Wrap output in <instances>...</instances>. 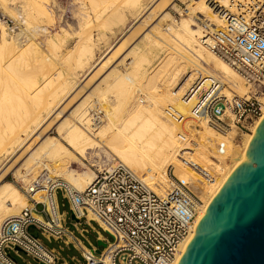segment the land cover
Segmentation results:
<instances>
[{
  "label": "bare ground",
  "instance_id": "bare-ground-1",
  "mask_svg": "<svg viewBox=\"0 0 264 264\" xmlns=\"http://www.w3.org/2000/svg\"><path fill=\"white\" fill-rule=\"evenodd\" d=\"M181 1L187 4L185 14L176 0H71L76 28L67 25L69 19L64 25L72 33L59 23L60 30L52 34L56 9L51 0H0V12L13 23L8 27L0 19V225L29 205L21 189L6 178L9 173L25 188L44 171L82 191L95 176L84 160L101 166L123 163L164 196L173 167L174 176L187 180L202 201L193 231L179 246L178 263L264 116L263 107L246 130L231 125L225 132L205 118L188 117L183 95L200 74L221 79L227 96H244L252 89L212 52L207 38L222 27L220 8L244 0ZM62 12L56 14L59 21ZM153 18L156 23L121 57ZM120 33L124 39L113 46L111 40ZM71 34L68 44L65 38ZM113 61H118L115 67L100 79ZM122 65L124 70L119 69ZM98 108L102 116L93 124L91 116ZM169 108L183 119H174ZM183 136L211 180L181 163ZM74 163L82 166L74 168Z\"/></svg>",
  "mask_w": 264,
  "mask_h": 264
},
{
  "label": "built area",
  "instance_id": "built-area-1",
  "mask_svg": "<svg viewBox=\"0 0 264 264\" xmlns=\"http://www.w3.org/2000/svg\"><path fill=\"white\" fill-rule=\"evenodd\" d=\"M185 8L184 5V13ZM220 10L222 27L207 36L209 48L234 68L252 91L244 96H227L221 79L200 74L183 100L192 120L205 118L220 132L231 125L246 130L262 115L264 107V0L231 1L229 8ZM0 19L8 27L13 26L1 12ZM169 114L183 119L172 108ZM101 116L98 108L91 116L92 123ZM182 141L186 144L179 153L181 163L202 179L211 180L210 172L192 157L191 141L186 136ZM173 171L170 167L171 181L164 196L155 194L123 163L95 169L94 178L82 191L42 172L25 188L29 205L0 225V264H18L13 254L20 256L21 252L40 264H57L59 253L40 238L64 240L66 244L74 240L59 212L58 191L76 218L72 220L74 226H80L82 220L94 222L112 238H99L106 243L99 253L97 247L81 248L85 264H174L180 244L195 227L202 201L190 189L189 182L176 178ZM31 229L36 232L32 234Z\"/></svg>",
  "mask_w": 264,
  "mask_h": 264
},
{
  "label": "water",
  "instance_id": "water-1",
  "mask_svg": "<svg viewBox=\"0 0 264 264\" xmlns=\"http://www.w3.org/2000/svg\"><path fill=\"white\" fill-rule=\"evenodd\" d=\"M177 264H264V116Z\"/></svg>",
  "mask_w": 264,
  "mask_h": 264
},
{
  "label": "rangeland",
  "instance_id": "rangeland-1",
  "mask_svg": "<svg viewBox=\"0 0 264 264\" xmlns=\"http://www.w3.org/2000/svg\"><path fill=\"white\" fill-rule=\"evenodd\" d=\"M59 1V2H58ZM69 2H71V0H51V4H52V10H53V12H55V10L54 9H56V12L55 13H53V15H54V24L50 27V30H51V32H52V34H54V32H57L58 30H60V27H65V25L64 24H66V23H68V21H69V19H70V22L67 24L68 26H69V24H70V27L72 26V28H76V22H77V19H76V17H74L73 16V18H72V15H70V11H69V7L71 6L70 4H69ZM176 2H177V4L181 7V9H183L184 8V5H187V4H184L181 0H176ZM61 4V5H60ZM55 6V7H54ZM69 6V7H68ZM57 7H59V8H57ZM61 7H63V9H61ZM65 7V8H64ZM154 7V6H153ZM152 7V8H153ZM67 8V9H66ZM151 8V9H152ZM186 8H187V6H186ZM65 9V10H64ZM150 9V8H149ZM150 9V10H151ZM169 10H170V12L172 13V15L176 18V19H180V14L178 13V12H176L174 9H172L171 7H169L168 8ZM62 10H64L63 12H62ZM150 10H147L146 11V14L150 11ZM59 12H62V18H61V21H59V20H57L58 18H57V15L58 14H60ZM65 12V13H64ZM58 13V14H57ZM57 14V15H56ZM183 14H185V13H183ZM64 16V17H63ZM66 16V17H65ZM68 17H71V18H68ZM57 18V19H56ZM68 18V19H67ZM156 18H153L145 27L146 28H142V29H144V30H141L138 34H136V35H134L133 37H132V40H131V42L130 43H128L127 45H126V47L123 49V51L121 52V57L123 56V55H125V53H127L136 43H137V41L139 40V38H141L142 36H143V34H145L146 32H147V30H149V28L151 27V26H153L154 25V23H156V20H155ZM59 21L58 23H57V21ZM64 20V21H63ZM68 20V21H67ZM72 20H73V23H72ZM76 20V21H75ZM64 22V23H63ZM66 22V23H65ZM140 21H138V22H136L137 24L139 23ZM60 23V24H59ZM63 23V24H62ZM75 23V24H74ZM152 23V24H151ZM60 25V27H59V25ZM62 24V25H61ZM74 25V27H73V25ZM136 24V25H137ZM55 25H56V27H55ZM66 25V27L65 28H68L70 31H71V33H72V31L74 30V29H70V27H68ZM54 26V27H53ZM148 26H150V27H148ZM52 28V29H51ZM95 29V28H94ZM146 30V31H145ZM126 31H128V29H126ZM125 31V32H126ZM94 33H96L95 31H94ZM71 35H73V36H71ZM71 35H68V36H66V38H65V41L68 43V44H70V43H72L73 42V37H74V34H71ZM119 37V38H118ZM124 36H123V34H119V35H117L115 38H113L112 40H111V42H112V44H113V46H117V45H119L120 43H121V41L124 39L123 38ZM70 38V39H69ZM72 38V39H71ZM70 40V41H69ZM70 42V43H69ZM118 42H119V44H118ZM135 42V43H134ZM132 43V44H131ZM129 47V48H128ZM124 52V53H123ZM121 58H117V60H120ZM114 62V61H113ZM113 62L111 63V64H113ZM118 61H116V62H114V66H112L111 64L107 67V69H105L104 71V73L102 72V74H101V76H100V79H101V77H103V76H105V74H107V72L108 71H110L111 70V67L112 68H114L115 67V64L117 63ZM120 68V70H124L125 69V67H124V65H122V66H119ZM50 133L51 134H55V131H54V129H52L51 131H50ZM104 156V155H103ZM94 159H97V158H94ZM105 160V159H104ZM118 162V161H117ZM84 163L85 164H87L88 166H90L94 171H95V169H102L104 166H108L109 165V163L108 162H106L105 164L103 163L102 164V166L101 165H97V162H91V161H88V160H84ZM108 163V164H107ZM82 166V164H79V163H74V168H80ZM100 166V167H99ZM44 172V171H43ZM40 173H42V171H40ZM39 173V174H40ZM8 180H10V181H12V182H14L15 184H16V186L19 188V189H21V191L25 194V187L23 186V184L22 183H20V180H15L14 178H13V175L11 174V173H9L8 175H7V177H6ZM19 183V184H18ZM24 188V189H23ZM26 195V194H25ZM57 201H58V205H59V210L60 211H66L68 214H69V212H70V208H69V205H68V201L66 200V199H64L63 197H62V195H61V192L60 191H58L57 192ZM69 222L70 223H72V220H71V218H70V215H69ZM94 225V227L95 228H97V226H96V224H93ZM36 232V230L35 229H31V233L32 234H34ZM100 233L102 234V236L103 237H106V238H108L109 240H111L112 238L107 234V233H105V232H103V231H100ZM83 240H84V243L87 245V246H89V245H91V247H93V246H95V247H98L97 246V233L94 231V230H92V229H90V228H88L87 229V232H86V234H85V238H83ZM43 242H44V244L46 245V246H48V247H53V248H55V249H57V250H59V252H60V254H61V256L62 257H64L68 262H69V264H74V262H73V260H71V257L72 256H74L76 259H78V260H80L81 262L83 261V258H82V256H81V253H80V251L79 250H75V249H73V248H71V247H67V246H64V245H62L61 243H59V242H53V241H47V240H43ZM90 247V248H91ZM99 248H103V247H99ZM20 255H21V257H19V256H15L14 254H13V257L16 259V261L18 262V264H40L39 262H37L36 260H34L32 257H30V256H28V255H26L25 253H23V252H21L20 253Z\"/></svg>",
  "mask_w": 264,
  "mask_h": 264
},
{
  "label": "crops",
  "instance_id": "crops-1",
  "mask_svg": "<svg viewBox=\"0 0 264 264\" xmlns=\"http://www.w3.org/2000/svg\"><path fill=\"white\" fill-rule=\"evenodd\" d=\"M56 200H57V195H56ZM57 204H58V201H57ZM58 208H59V205H58ZM59 212H61L63 214L65 226L68 229V231H70L74 235V240L70 244H66L65 242H63L64 240H58V241L50 240V241L59 242L64 246L71 247L75 250H79L81 253L82 252L81 248L86 249V248L91 247V245L87 246L83 240V238H85V234H86L88 228L94 230L97 233V240H99V238H103L102 234L100 233V229L98 228L96 223L86 222V221L82 220L81 225L76 227V226H74L73 222L72 223L69 222V215L71 214V212H69V214L66 211H60L59 210ZM42 217H43V219L47 218V216H45V215ZM93 224H96L97 228H95ZM40 239L42 242H43V240H46L45 238H40ZM93 247H95V246H93ZM50 248H53V247H50ZM55 250L59 253V259H58L57 264H69V262L64 257L61 256L59 250H57V249H55ZM19 257H21V255ZM71 260H73L74 264H85L84 260L81 262L80 260L76 259L74 256L71 257Z\"/></svg>",
  "mask_w": 264,
  "mask_h": 264
}]
</instances>
